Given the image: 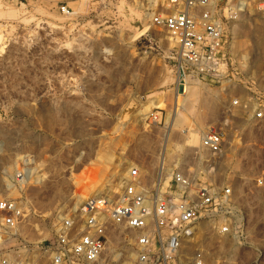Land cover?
Instances as JSON below:
<instances>
[{"label": "rangeland", "instance_id": "374dc122", "mask_svg": "<svg viewBox=\"0 0 264 264\" xmlns=\"http://www.w3.org/2000/svg\"><path fill=\"white\" fill-rule=\"evenodd\" d=\"M241 1L226 76L184 84L180 96L174 42L145 18L148 3L76 0L64 17L54 0H0L9 10L0 15V198L19 203L18 231L30 246L52 239L57 219L106 185L116 194L130 166L193 152L206 128H236L228 141L236 135L251 142L234 150L237 156L256 159L252 168L264 171V117H253L252 104L247 110L233 103L250 95L264 103V0ZM150 112L160 121L152 122ZM194 131L199 137L190 145ZM25 155L33 175L21 181L15 173ZM233 166L247 177L238 187L240 225L227 239L205 235L206 262L264 264V184H253L250 164L239 163L222 166L221 181ZM17 233L5 250L21 252Z\"/></svg>", "mask_w": 264, "mask_h": 264}, {"label": "built area", "instance_id": "2783aa9c", "mask_svg": "<svg viewBox=\"0 0 264 264\" xmlns=\"http://www.w3.org/2000/svg\"><path fill=\"white\" fill-rule=\"evenodd\" d=\"M74 1L54 0L57 12L70 17ZM137 2L149 4L151 24L164 29L174 42L177 88L226 76L234 63V22L243 11V1ZM233 103L247 110L252 104L253 117H264V103L258 95ZM148 118L160 121L154 112ZM229 131L236 128H206L193 152H179L168 162L162 157L144 169L130 166L116 194L106 185L59 217L54 237L40 240L35 247L29 245L25 231H18L23 224L19 203L0 198V264H117L129 253V264H207L205 235L235 236L242 216L238 187L247 177L240 173L241 167L235 170L233 166L221 181L222 166L229 169L231 164H250L246 172L252 183L264 184L262 168H252L256 159L253 164L243 162L234 151L251 142L236 135L228 141ZM18 163L16 179L31 178L29 157L23 156ZM14 232L22 240V247L17 246L21 252L3 247Z\"/></svg>", "mask_w": 264, "mask_h": 264}, {"label": "bare ground", "instance_id": "6f19581e", "mask_svg": "<svg viewBox=\"0 0 264 264\" xmlns=\"http://www.w3.org/2000/svg\"><path fill=\"white\" fill-rule=\"evenodd\" d=\"M155 0H150V4H152V2H154ZM9 11V10H8ZM8 11H2L1 9H0V15L1 14H3V13H5V12H8ZM12 11V10H11ZM14 13V12H13ZM151 16V13L150 12H146V14H145V18H149ZM146 23V22H145ZM146 25V24H145ZM143 28V27H142ZM140 29L138 32H136L134 35H132V39H135V38H137L139 35H141L146 29H147V26H144V28L143 29ZM0 41H1V37H0ZM182 90V91H181ZM183 90H184V92L187 90V86H185L184 88H181V87H179L178 88V90H177V92H176V94L177 95H180V96H182V95H184V93H183ZM191 94L190 95H192V96H194L195 97V95H196V92L195 91H191L190 92ZM191 96V97H192ZM190 97V96H189ZM184 98H185V96H184ZM193 98V97H192ZM187 99V98H186ZM190 101V100H189ZM151 103H152V105H154L153 107H159L160 106V104H158L156 101H150ZM151 103H150V105H151ZM198 134H197V132H190V134H189V138H188V142H189V144L190 145H194V143H196L197 142V139H198ZM40 178L41 177H39V178H37V180H40ZM11 187V186H10ZM131 256V254L129 253L128 254V256H127V258L128 257H130ZM126 262H128L127 261V259L125 260V261H123V263H126Z\"/></svg>", "mask_w": 264, "mask_h": 264}]
</instances>
